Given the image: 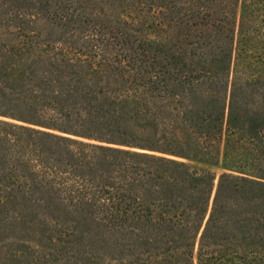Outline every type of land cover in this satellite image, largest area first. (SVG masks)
<instances>
[{
	"label": "trees",
	"instance_id": "1",
	"mask_svg": "<svg viewBox=\"0 0 264 264\" xmlns=\"http://www.w3.org/2000/svg\"><path fill=\"white\" fill-rule=\"evenodd\" d=\"M0 264H264V0H0Z\"/></svg>",
	"mask_w": 264,
	"mask_h": 264
},
{
	"label": "rangeland",
	"instance_id": "2",
	"mask_svg": "<svg viewBox=\"0 0 264 264\" xmlns=\"http://www.w3.org/2000/svg\"><path fill=\"white\" fill-rule=\"evenodd\" d=\"M186 162L191 167H195V168H207V169H210V170L214 171L216 174H219L223 170L220 164L211 165V164H206V163L199 162V161H195V160H186Z\"/></svg>",
	"mask_w": 264,
	"mask_h": 264
}]
</instances>
